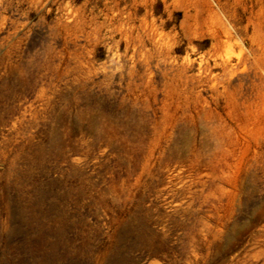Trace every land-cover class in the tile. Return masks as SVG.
<instances>
[{"label":"rangeland","instance_id":"rangeland-1","mask_svg":"<svg viewBox=\"0 0 264 264\" xmlns=\"http://www.w3.org/2000/svg\"><path fill=\"white\" fill-rule=\"evenodd\" d=\"M0 264H264V0H0Z\"/></svg>","mask_w":264,"mask_h":264}]
</instances>
